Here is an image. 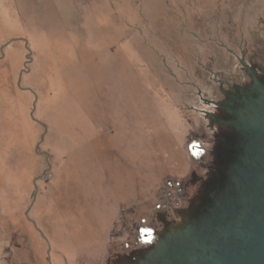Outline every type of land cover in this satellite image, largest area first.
Wrapping results in <instances>:
<instances>
[{
  "label": "rangeland",
  "instance_id": "374dc122",
  "mask_svg": "<svg viewBox=\"0 0 264 264\" xmlns=\"http://www.w3.org/2000/svg\"><path fill=\"white\" fill-rule=\"evenodd\" d=\"M230 35L264 39V0H0L3 261L87 264L144 220L187 169L184 83Z\"/></svg>",
  "mask_w": 264,
  "mask_h": 264
},
{
  "label": "water",
  "instance_id": "95a60500",
  "mask_svg": "<svg viewBox=\"0 0 264 264\" xmlns=\"http://www.w3.org/2000/svg\"><path fill=\"white\" fill-rule=\"evenodd\" d=\"M263 54L209 68L186 171L144 220L118 217L87 264H264Z\"/></svg>",
  "mask_w": 264,
  "mask_h": 264
},
{
  "label": "flooded vegetation",
  "instance_id": "af4514ba",
  "mask_svg": "<svg viewBox=\"0 0 264 264\" xmlns=\"http://www.w3.org/2000/svg\"><path fill=\"white\" fill-rule=\"evenodd\" d=\"M230 37H231V40L228 41V42L223 41L221 39H211V46L213 48V51L211 53H208L207 55L209 56V54H211L213 56V58H215L214 59V62L209 63V64H211L212 67H214L215 65H216V67H219L218 65H220V61H222V63L225 62V63H228L229 64L230 58L231 57L234 58V56L232 55V53H237V54H239V53H247V54L248 53H264V39L261 38V37H259V36H256L255 37V42L254 43L256 44V46L253 47V48H251V46L248 47L247 43H245V41H244V39L242 37L236 38L234 35H230ZM217 53H219V54H217ZM224 53H227L229 55L228 56V59H226L224 57ZM250 55H253V54H250ZM213 58H210V60L213 59ZM224 58L226 59V61L225 60H222ZM198 64L200 65V67L202 66L201 67V70H202L203 73H205L204 75L206 77L207 76V73L209 71V68L211 66L210 65H205L206 63H202L200 61L198 62ZM221 67H222V65H221ZM221 67H219V68H221ZM186 73L189 75V71H187ZM203 73H202V75H203ZM194 75H195V73H194ZM176 80L179 82V84H182V82L179 81V79H176ZM203 83L205 84V79H203ZM184 84H190V89H189L188 92L190 93L189 94L190 100H191L190 102H192V99H194V96L197 94L198 89H200V88L203 87V86H201L202 85V82L201 83H198V85L197 84H193L192 81L191 82L189 81V82L184 83ZM191 85H193V86H191ZM195 88H196V91L194 90ZM177 95H178V97H181L180 96V91H178V94ZM182 107H183L184 111L181 112L182 115L180 114L181 115L180 117H182V118L185 119V123H186V120L189 119L188 124L189 123L192 124L193 123V119L191 118L192 117L191 116V113H192V103H189V102L188 103H185L184 102V103H182ZM190 131H191V127L188 128V136H189ZM188 136H187V138H188ZM186 144H187V142H186ZM186 147L187 146H185V149H186ZM107 225H108V222H107ZM74 248H76V249H74L73 252H71L69 254H66V253L62 254V259L60 261L61 262L60 264H70L69 263V260L73 256H77L78 257L77 260H73L74 261V264H76V263L85 264V260H84L85 259L84 258L85 256H83L84 253L81 252V249H84V248H81V247L79 249H78V247H74ZM0 258H2V260H3L2 255H0ZM8 260H9V262H12V259L8 258ZM3 262L4 263H7L6 261H3ZM57 264H59V263H57Z\"/></svg>",
  "mask_w": 264,
  "mask_h": 264
}]
</instances>
